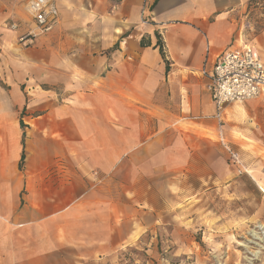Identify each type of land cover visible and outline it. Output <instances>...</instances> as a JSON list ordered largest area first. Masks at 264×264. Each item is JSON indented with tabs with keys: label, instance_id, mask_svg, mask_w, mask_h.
Listing matches in <instances>:
<instances>
[{
	"label": "crops",
	"instance_id": "0c3cea01",
	"mask_svg": "<svg viewBox=\"0 0 264 264\" xmlns=\"http://www.w3.org/2000/svg\"><path fill=\"white\" fill-rule=\"evenodd\" d=\"M50 1L58 23L23 46L26 0H0V264L106 262L154 226L171 177H233L231 151L264 159V101L217 119L207 91L251 45L252 0Z\"/></svg>",
	"mask_w": 264,
	"mask_h": 264
},
{
	"label": "rangeland",
	"instance_id": "374dc122",
	"mask_svg": "<svg viewBox=\"0 0 264 264\" xmlns=\"http://www.w3.org/2000/svg\"><path fill=\"white\" fill-rule=\"evenodd\" d=\"M241 27L246 44L262 52L264 0L247 4ZM231 153L237 161L226 153L225 162L233 177H171L158 192L154 226L108 261L85 264H264V193L255 182L264 191V159Z\"/></svg>",
	"mask_w": 264,
	"mask_h": 264
},
{
	"label": "built area",
	"instance_id": "2783aa9c",
	"mask_svg": "<svg viewBox=\"0 0 264 264\" xmlns=\"http://www.w3.org/2000/svg\"><path fill=\"white\" fill-rule=\"evenodd\" d=\"M25 8L33 29L26 31L18 40L23 46H28L37 36L52 31L58 23L59 14L50 0H26ZM141 21L149 24L144 7L141 9ZM208 79L207 91L217 119L229 104L264 101V63L251 45L224 54L208 74ZM230 156L237 161L234 154Z\"/></svg>",
	"mask_w": 264,
	"mask_h": 264
},
{
	"label": "trees",
	"instance_id": "16d2710c",
	"mask_svg": "<svg viewBox=\"0 0 264 264\" xmlns=\"http://www.w3.org/2000/svg\"><path fill=\"white\" fill-rule=\"evenodd\" d=\"M161 43H157V47L159 48V52H160V54L162 55L163 54V52H162V48H161V45H160ZM23 159V158H22ZM22 161V160H21Z\"/></svg>",
	"mask_w": 264,
	"mask_h": 264
}]
</instances>
